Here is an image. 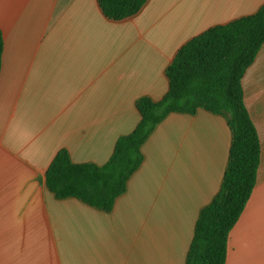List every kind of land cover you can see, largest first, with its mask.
Instances as JSON below:
<instances>
[{"label":"crops","instance_id":"0c3cea01","mask_svg":"<svg viewBox=\"0 0 264 264\" xmlns=\"http://www.w3.org/2000/svg\"><path fill=\"white\" fill-rule=\"evenodd\" d=\"M264 0H150L106 20L97 0H0V264H186L200 210L228 161L226 120L170 114L110 213L45 186L56 154L104 165L140 121L136 100H160L179 48L254 14ZM261 143L257 184L230 232L226 264H264V46L242 80Z\"/></svg>","mask_w":264,"mask_h":264},{"label":"trees","instance_id":"16d2710c","mask_svg":"<svg viewBox=\"0 0 264 264\" xmlns=\"http://www.w3.org/2000/svg\"><path fill=\"white\" fill-rule=\"evenodd\" d=\"M150 0H97L102 16L122 23L139 15ZM264 46V3L252 15L213 26L183 44L167 66L169 88L160 99L143 96L135 106L140 121L116 141L104 165L73 163L60 150L45 174L57 200L76 199L105 213L126 193L141 167L142 147L170 114L199 111L223 117L231 132L228 161L220 189L204 206L195 225L186 264H226L230 232L257 184L261 143L244 100L242 80ZM4 38L0 30V72Z\"/></svg>","mask_w":264,"mask_h":264}]
</instances>
